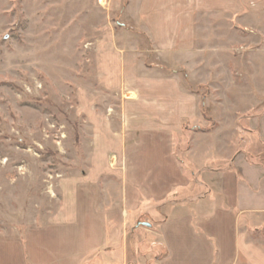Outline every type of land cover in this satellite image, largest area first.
<instances>
[{
  "label": "crops",
  "instance_id": "0c3cea01",
  "mask_svg": "<svg viewBox=\"0 0 264 264\" xmlns=\"http://www.w3.org/2000/svg\"><path fill=\"white\" fill-rule=\"evenodd\" d=\"M108 3L122 11L96 47V78L118 101L123 137L95 101L87 104L90 170L60 182V205L46 226L23 244L0 242V264H264V110L244 117L257 147L248 142L250 151L217 157L190 178L173 154L174 134L200 126L199 97L162 70L170 57L200 68L204 21H213L214 43L218 21L233 33L264 34V0ZM147 55L160 63L148 66ZM110 154L113 166L126 163L124 173L110 169Z\"/></svg>",
  "mask_w": 264,
  "mask_h": 264
},
{
  "label": "rangeland",
  "instance_id": "374dc122",
  "mask_svg": "<svg viewBox=\"0 0 264 264\" xmlns=\"http://www.w3.org/2000/svg\"><path fill=\"white\" fill-rule=\"evenodd\" d=\"M121 11L108 0H0V242L23 244L46 226L60 205V182L90 170L88 105L95 101L122 136L118 101L96 78V47ZM218 22L214 43L213 21H204L200 68L170 57L169 69H162L199 97L200 126L184 124L174 134L173 154L190 178L217 157L258 145L248 138L244 117L264 110V34L233 33L227 21ZM147 62L160 63L148 55ZM113 155L108 166L124 173L126 163L117 159L113 166ZM108 186L118 187L111 180Z\"/></svg>",
  "mask_w": 264,
  "mask_h": 264
},
{
  "label": "water",
  "instance_id": "95a60500",
  "mask_svg": "<svg viewBox=\"0 0 264 264\" xmlns=\"http://www.w3.org/2000/svg\"><path fill=\"white\" fill-rule=\"evenodd\" d=\"M143 226H146V227H149L150 225H148V224H142Z\"/></svg>",
  "mask_w": 264,
  "mask_h": 264
}]
</instances>
